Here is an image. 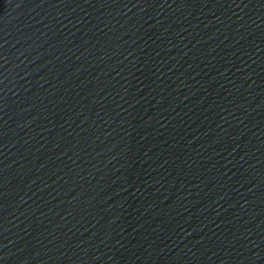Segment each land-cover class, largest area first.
I'll return each mask as SVG.
<instances>
[{
	"label": "water",
	"instance_id": "95a60500",
	"mask_svg": "<svg viewBox=\"0 0 264 264\" xmlns=\"http://www.w3.org/2000/svg\"><path fill=\"white\" fill-rule=\"evenodd\" d=\"M0 264H264V0H0Z\"/></svg>",
	"mask_w": 264,
	"mask_h": 264
}]
</instances>
